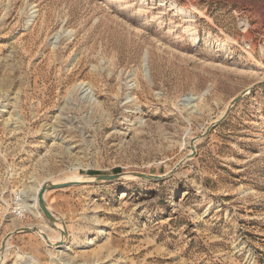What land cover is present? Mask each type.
Instances as JSON below:
<instances>
[{"label":"rangeland","instance_id":"374dc122","mask_svg":"<svg viewBox=\"0 0 264 264\" xmlns=\"http://www.w3.org/2000/svg\"><path fill=\"white\" fill-rule=\"evenodd\" d=\"M0 264H264V0H0Z\"/></svg>","mask_w":264,"mask_h":264},{"label":"water","instance_id":"95a60500","mask_svg":"<svg viewBox=\"0 0 264 264\" xmlns=\"http://www.w3.org/2000/svg\"><path fill=\"white\" fill-rule=\"evenodd\" d=\"M245 93V92H244ZM241 95H238V96H235L231 101L232 103H235L237 102V100L240 98ZM184 161V159L180 160L178 162V164L172 168L170 170L169 173L167 174H163V175H154V174H147V173H137V172H133V175L134 176H137L139 178H142V179H148V180H156V181H159V180H162V178L166 177L167 175H170L172 173H174L175 169L178 167V165H180L182 162ZM121 175L120 174H110V175H107V174H97V175H94L95 179L96 180H107V181H110L111 179H115V178H119ZM82 181H62V182H59V183H47V184H42V186L40 187L39 189V193H38V206H39V209H41V211L43 212L44 216L53 224L55 222V216L53 215V213L47 208V205L45 203V200H44V194L46 192V190H49V189H59L60 187H66V186H71V185H76L78 183H81ZM26 229H31V227H25V228H19V230H23V231H26ZM12 233H9L8 236H10ZM62 234H66V230H63L62 231ZM7 236V238H8ZM42 236L44 238H46V234L43 233ZM5 242V241H4ZM4 242L2 243L3 244V247L5 246Z\"/></svg>","mask_w":264,"mask_h":264},{"label":"bare ground","instance_id":"6f19581e","mask_svg":"<svg viewBox=\"0 0 264 264\" xmlns=\"http://www.w3.org/2000/svg\"><path fill=\"white\" fill-rule=\"evenodd\" d=\"M145 55H144V57H143V60H145ZM127 176H133V174H129V173H127V174H123L121 177H127ZM93 178H95L94 176L92 177V176H87V177H85L84 179H82V180H78V181H85V180H93ZM63 181H74V180H63ZM47 184V183H56V182H54V181H48V180H46V181H43V182H41V185L39 186V188H38V191H39V189H40V187L42 186V184ZM37 191V204H38V192ZM36 199V198H35ZM38 208H39V206H38ZM48 208V207H47ZM55 225V224H54ZM61 229H60V231L59 232H61L60 233V239L58 240V241H56V242H54V243H51V239H50V236H48L46 233H45V231H42L41 229H39V228H36V231H37V233L41 236V238L44 240V242L45 243H48L50 246H53V247H58V245L57 244H60V242H62V241H64V234H62V231L63 230H66L62 225H61ZM43 233H45L46 234V238H44L43 236H42V234Z\"/></svg>","mask_w":264,"mask_h":264}]
</instances>
